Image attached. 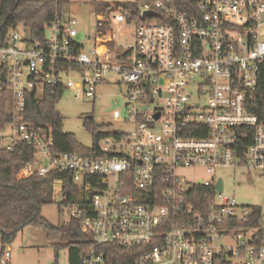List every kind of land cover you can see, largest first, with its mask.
Here are the masks:
<instances>
[{
	"label": "built area",
	"instance_id": "2783aa9c",
	"mask_svg": "<svg viewBox=\"0 0 264 264\" xmlns=\"http://www.w3.org/2000/svg\"><path fill=\"white\" fill-rule=\"evenodd\" d=\"M139 15H97L89 51L79 22L64 16L38 40L19 27L0 41V151L25 144L36 160L20 176L67 175L79 190L69 202L65 178L54 181L94 244L82 264H264V211L242 208L215 178L221 169L264 176V0H197L189 11L148 2ZM111 78L126 88L125 117L114 118L131 129L104 130L100 156L54 154L52 138L24 121L32 94L80 89L95 101ZM197 169L213 178L182 175Z\"/></svg>",
	"mask_w": 264,
	"mask_h": 264
},
{
	"label": "trees",
	"instance_id": "16d2710c",
	"mask_svg": "<svg viewBox=\"0 0 264 264\" xmlns=\"http://www.w3.org/2000/svg\"><path fill=\"white\" fill-rule=\"evenodd\" d=\"M169 1L178 9L194 10L197 0H136L111 7L101 0H95L97 15L119 11L129 22L140 23L139 7L148 2ZM66 1L57 0H0V41L11 32L24 27L33 38L40 39L45 33L47 24H51L58 16H62ZM62 99L61 94L46 93L41 99L30 95L24 114V121L31 124L34 131L45 139L52 138L51 151L54 154L71 153L81 156H100L99 142L101 134L110 126L97 125L93 116H85V128L94 137V145L87 148L80 144L73 134L63 131V117L56 105ZM36 160L35 150L25 144L17 145L12 151H0V259L5 255L7 247L16 240L18 234L28 226L45 231L48 242L56 250H69V264H82L88 250L93 248L92 241L81 232L80 223L68 220L57 226L52 225L43 215L42 209L47 205L57 204L61 212L62 203L55 201L54 181L58 177L65 178V193L69 202L77 201L79 190L70 185L67 175H49L40 177L36 173L20 176L22 169ZM259 211L252 224L257 225ZM121 252V251H120ZM217 264H230L225 257Z\"/></svg>",
	"mask_w": 264,
	"mask_h": 264
},
{
	"label": "rangeland",
	"instance_id": "374dc122",
	"mask_svg": "<svg viewBox=\"0 0 264 264\" xmlns=\"http://www.w3.org/2000/svg\"><path fill=\"white\" fill-rule=\"evenodd\" d=\"M118 1L135 2L136 0ZM63 16L79 22V41L85 44L88 51L94 48L98 17L94 12L92 2L71 0V3L64 8ZM134 27L130 29L133 30ZM20 29L24 28L20 26ZM88 36L92 37L90 42L87 40ZM121 42L126 46L133 44V40L122 39ZM71 78L78 84L84 80V77L77 73H74ZM125 91L126 88L120 86L115 78L109 79L107 84L98 87L95 101L87 100L80 89L66 90L56 105L57 111L63 117V131L73 134L76 140L87 148L93 147L94 137L92 132L85 128L83 122L85 116H93L97 125L110 126L112 131H129L130 126L114 118L115 112H119L121 118L125 117ZM7 132L8 129L5 133ZM182 175L188 181L213 178L203 169L185 170ZM215 178L224 181L225 195L234 197L242 208L259 207L264 211V176L247 169H221ZM54 198L56 202L60 201L58 197ZM42 215L54 226L69 220L68 210L61 209L60 212L57 204L43 207ZM219 244L232 247L236 245L235 241L229 239L220 240ZM7 250L11 252L9 264H69V250H60L57 256L56 250L48 242L45 231L34 226H28L20 232Z\"/></svg>",
	"mask_w": 264,
	"mask_h": 264
},
{
	"label": "crops",
	"instance_id": "0c3cea01",
	"mask_svg": "<svg viewBox=\"0 0 264 264\" xmlns=\"http://www.w3.org/2000/svg\"><path fill=\"white\" fill-rule=\"evenodd\" d=\"M57 1H66V2H68V4L71 3V0H57ZM89 1L92 2L93 8H94V12H95V6H94V1L95 0H89ZM101 1L105 2L106 4L110 5L111 7L112 6L116 7L118 4H121V3H129L128 1L127 2H125V1L119 2L118 0H101ZM62 16H63V13H62ZM68 18H70V17H68Z\"/></svg>",
	"mask_w": 264,
	"mask_h": 264
},
{
	"label": "water",
	"instance_id": "95a60500",
	"mask_svg": "<svg viewBox=\"0 0 264 264\" xmlns=\"http://www.w3.org/2000/svg\"><path fill=\"white\" fill-rule=\"evenodd\" d=\"M144 15L147 16V15H152V14L146 12V13H144ZM217 189H218V191H220V192L223 191V182H222V181H220V182L217 184Z\"/></svg>",
	"mask_w": 264,
	"mask_h": 264
}]
</instances>
